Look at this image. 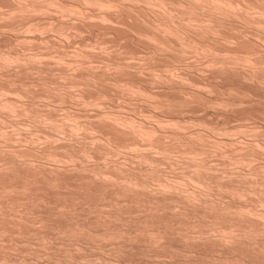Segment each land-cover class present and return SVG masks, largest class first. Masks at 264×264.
I'll list each match as a JSON object with an SVG mask.
<instances>
[{"label":"clouds","instance_id":"obj_1","mask_svg":"<svg viewBox=\"0 0 264 264\" xmlns=\"http://www.w3.org/2000/svg\"><path fill=\"white\" fill-rule=\"evenodd\" d=\"M0 264H264V0H0Z\"/></svg>","mask_w":264,"mask_h":264}]
</instances>
